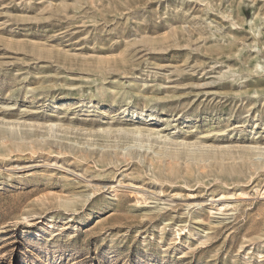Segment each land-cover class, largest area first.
Here are the masks:
<instances>
[{
    "label": "rangeland",
    "instance_id": "obj_1",
    "mask_svg": "<svg viewBox=\"0 0 264 264\" xmlns=\"http://www.w3.org/2000/svg\"><path fill=\"white\" fill-rule=\"evenodd\" d=\"M0 264H264V0H0Z\"/></svg>",
    "mask_w": 264,
    "mask_h": 264
},
{
    "label": "bare ground",
    "instance_id": "obj_2",
    "mask_svg": "<svg viewBox=\"0 0 264 264\" xmlns=\"http://www.w3.org/2000/svg\"><path fill=\"white\" fill-rule=\"evenodd\" d=\"M260 67H263V66H260ZM140 132H141L140 130H136L134 133H140ZM125 186L126 185L123 184V182H119L118 185H117L118 188H122V187H125ZM136 188H138V187H136ZM230 199H231V196L229 194L225 193V194H221L220 197L216 201L220 202L219 205L221 207Z\"/></svg>",
    "mask_w": 264,
    "mask_h": 264
}]
</instances>
